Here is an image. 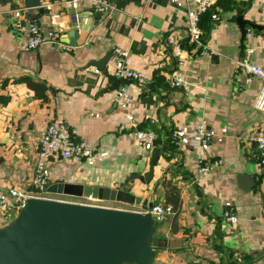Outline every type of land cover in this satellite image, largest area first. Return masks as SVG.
<instances>
[{
    "label": "crops",
    "instance_id": "crops-1",
    "mask_svg": "<svg viewBox=\"0 0 264 264\" xmlns=\"http://www.w3.org/2000/svg\"><path fill=\"white\" fill-rule=\"evenodd\" d=\"M105 1L112 8L110 15L93 10L91 0H77L76 7L72 0H41L44 15L25 9L23 0H0V191L30 188L39 139L47 124L58 119L89 144L94 159L53 157L46 165L48 187L112 190L133 184L142 206L128 209L139 212L148 202L162 203L160 182L172 177L181 208L174 233L173 215L156 230L164 249L151 264H264L259 167L250 140L264 134V113L254 109L261 81L236 66L245 57L264 68V0H209L211 7L200 20L203 55L193 54L187 42L193 0ZM17 10L20 18L15 21ZM74 11L81 22L82 44H60L71 30ZM54 15L59 18L53 19ZM238 15L261 29L246 26L241 38L235 23ZM32 20L45 36L55 33V43L27 49L26 25ZM168 36L184 46L180 66L165 44ZM115 50L126 53L122 62ZM107 53L111 54L105 65L108 74L118 79L116 69L124 68L140 73L149 84L119 80L115 90L103 93L112 82L87 66ZM173 72L180 75L185 89L172 86ZM24 78L44 87L45 100L35 96ZM121 85L127 89L125 102L114 98ZM201 118L211 141L198 149L190 134ZM141 129L156 136L149 148L138 146L131 136ZM153 148L160 155L145 186L135 179L147 171ZM198 161L220 164L201 175L196 171ZM241 175L251 181L242 183ZM46 197L69 203L83 199L57 193ZM98 205L126 210L114 202ZM226 209L233 211L237 222L225 220ZM10 215L0 214V227Z\"/></svg>",
    "mask_w": 264,
    "mask_h": 264
},
{
    "label": "water",
    "instance_id": "water-1",
    "mask_svg": "<svg viewBox=\"0 0 264 264\" xmlns=\"http://www.w3.org/2000/svg\"><path fill=\"white\" fill-rule=\"evenodd\" d=\"M25 9H36L40 15L47 13L41 0H23ZM74 11L72 27L60 44H82L78 28L80 18ZM96 15L95 20H99ZM241 38L245 27L259 30L242 15L235 18ZM86 36V34H85ZM111 54L87 67H94L112 83L103 93L112 92L119 86V79L108 74L105 68ZM149 148V147H147ZM160 150L151 149L147 171L136 179L148 185ZM250 182L245 175L238 178ZM253 183V182H252ZM252 186V184H251ZM134 185L126 189H107L80 185L50 186L48 194H62L75 198L114 202L126 206L141 207L142 199L133 194ZM153 203L148 202L146 212L81 205L49 199H28L16 216L0 227V264H151L158 251L164 249L163 241L155 237L160 223L149 213ZM142 209V210H143Z\"/></svg>",
    "mask_w": 264,
    "mask_h": 264
},
{
    "label": "built area",
    "instance_id": "built-area-1",
    "mask_svg": "<svg viewBox=\"0 0 264 264\" xmlns=\"http://www.w3.org/2000/svg\"><path fill=\"white\" fill-rule=\"evenodd\" d=\"M193 3L195 8L190 10L187 15V42L190 47L192 46L193 54L198 53L203 55L206 53V50L203 46L204 43L202 41L200 30V20L202 15L211 7V2L209 0H193ZM76 4L77 0H72V7H76ZM91 6L93 10L101 15H110L112 13L111 6L105 0H91ZM13 17L15 21L19 20V10L13 13ZM58 18V15L53 16V19L55 20ZM211 19L215 20L216 16L212 15ZM26 30L28 34L26 45L29 50H35L47 43H55V33L49 32L45 36L42 34L41 29L34 20L28 22ZM165 44L169 48L171 56L176 59V65H182V56L184 54V46L182 43L178 39L168 36L165 38ZM115 52L118 56V60L122 62L126 53L118 50H115ZM189 52L191 51L189 50ZM236 66L247 75V77L257 78L261 81V88L255 100L254 109L264 113V68L253 65L245 57L240 59L236 63ZM114 74L122 82H132L139 86H146L149 84L147 79L135 71L118 68ZM171 84L175 88L182 90L185 89V85L183 84L180 75L175 72L172 74ZM114 98L123 102L127 101V89L125 85H121L119 89L114 92ZM131 136L137 145L143 148L150 147L156 140L154 133L149 130H135L131 132ZM250 140L255 146V156L259 167L258 186L262 195L261 218L264 220V134L252 135ZM173 141H175L174 138ZM210 141L211 134L207 130L206 121L201 118L198 120L195 129L190 134V142L193 147L199 149L206 147ZM53 157L59 158L60 160L77 159L82 162H91L94 159V154L89 147V144L85 140L79 138L77 131L73 127L58 119H53L47 124L45 131L39 139L36 150V159L30 179V188L25 190L14 187L9 188L6 191H0V214L8 216L17 213L24 202L31 198L48 199L46 197V190L49 183L46 165ZM219 164L220 161L212 163L198 161L196 171L198 174L205 175L208 172H211ZM75 203L99 206L97 203H101V201L93 200L91 198H83ZM139 212H146V209ZM149 213L154 221L161 224L173 214V210L171 206L162 203H153ZM223 217L230 223L237 222L236 216L230 209L223 211Z\"/></svg>",
    "mask_w": 264,
    "mask_h": 264
},
{
    "label": "trees",
    "instance_id": "trees-1",
    "mask_svg": "<svg viewBox=\"0 0 264 264\" xmlns=\"http://www.w3.org/2000/svg\"><path fill=\"white\" fill-rule=\"evenodd\" d=\"M22 81L29 87L32 91L35 92V96L39 98L40 100H45V95H44V87L38 83L34 82L28 78L22 79ZM167 149H170L169 146H167ZM160 186L163 189V201L162 203L164 205L171 206L173 210V224L171 227V232H175V221L176 218L179 214L180 208H181V196H180V191L178 187L175 185L172 177L169 179H163L160 182Z\"/></svg>",
    "mask_w": 264,
    "mask_h": 264
},
{
    "label": "rangeland",
    "instance_id": "rangeland-1",
    "mask_svg": "<svg viewBox=\"0 0 264 264\" xmlns=\"http://www.w3.org/2000/svg\"><path fill=\"white\" fill-rule=\"evenodd\" d=\"M97 204H100V205H102V204H105V202L103 203V202H101V203H97ZM117 205V204H116ZM114 206V205H113ZM118 207H123V208H125V209H127V210H130V211H133L132 209H128V208H133V207H130V206H124V205H119ZM142 211V210H141ZM16 214L17 213H13L12 214V216H11V219H9V221H11L15 216H16ZM13 215H15V216H13ZM8 221V222H9Z\"/></svg>",
    "mask_w": 264,
    "mask_h": 264
}]
</instances>
